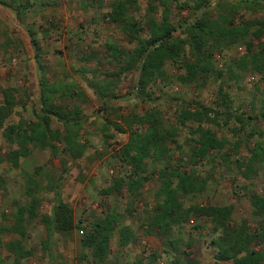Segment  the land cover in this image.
Returning a JSON list of instances; mask_svg holds the SVG:
<instances>
[{
    "label": "trees",
    "instance_id": "16d2710c",
    "mask_svg": "<svg viewBox=\"0 0 264 264\" xmlns=\"http://www.w3.org/2000/svg\"><path fill=\"white\" fill-rule=\"evenodd\" d=\"M22 1L0 0V5L12 10L20 22V15L27 8V0ZM109 1L106 18L133 44L129 52L117 44L105 45L113 69L112 74H109L112 81L135 71L137 80L130 95L135 99L152 100V88L159 80L165 79L167 65L172 63L178 70L174 84L202 86L212 80L216 84V104L215 108L198 100L180 104L175 112L174 126H169L163 113L155 108L141 115L121 116L119 124L104 119L102 131L106 140L112 138L109 133L113 128L116 132L128 135L126 143L118 148L116 154L128 173L114 179L106 194L125 191L131 197L136 196L148 180L150 165H155L159 184L154 194L157 202L150 212L148 230L155 231L173 247L174 243L170 240L173 228H181L192 217L206 219L218 234L211 240L216 250V262L264 264V253L251 248L253 244L264 245V223L251 232L244 223H232L231 205L185 206L179 198V195H198L206 189L208 179L197 172L198 165L206 158L213 153H221L227 146L238 152V141L232 143L224 137H218L212 128L219 129L234 119L243 126L245 119H254L250 116L244 118L234 112L232 95L222 80L225 77L238 81L241 73L264 79V44H258L257 49L253 45L254 41L260 42L264 37V0H147L144 8L140 0ZM174 8L186 10L190 16L183 21H175ZM242 11L259 13L260 17L236 22L235 18ZM241 41L244 54L223 69H216L214 53ZM33 46L36 44L33 43ZM90 83L97 97L102 100L111 94V87L114 86L108 81ZM36 87L38 99L32 109L33 118L28 121L20 119L8 125L6 122L17 105L16 91L8 87L1 90L0 130L9 147L5 162L18 168L20 161L26 159L33 150L48 151L52 158H61V162L64 157L72 161L84 158L89 147L81 133L88 116L83 114L79 105L63 104L71 97L79 101L84 98L83 94L76 92L70 85L50 82L42 73L37 74ZM261 109L260 115L264 122V101ZM110 112L115 110L110 108ZM54 121L59 127H53ZM134 124L142 127L141 130H133ZM182 129L188 136V157L186 160L179 157L175 161L173 152L180 149L176 138ZM230 130L234 136L237 135L236 128L230 127ZM249 153L247 160L238 164L246 180L252 179L257 167L264 163V149L260 143L255 144ZM43 167L35 168L30 175L24 174L25 200L15 203L11 223L0 226V234L18 238L7 243H3L0 238V249H5L15 263L30 257L32 253L23 242L25 224L26 221L38 219L47 234L43 242L45 250L54 232L66 234L74 228L83 229L80 238L82 259L90 258L96 264H106L111 236L121 222L120 216L106 214L81 227L79 225L82 222L75 223L72 210L59 196L49 215L40 214V194L44 187L39 177ZM63 169L66 171L65 167ZM49 188L54 190L55 186L51 183ZM250 205L253 216L264 218V191L262 194L252 193ZM118 236L119 247L129 245L133 239L127 226L118 229ZM173 252L172 264H198L191 258L190 252L180 247L176 250L174 246ZM0 264H4L1 256ZM131 264L142 262L136 260Z\"/></svg>",
    "mask_w": 264,
    "mask_h": 264
},
{
    "label": "rangeland",
    "instance_id": "374dc122",
    "mask_svg": "<svg viewBox=\"0 0 264 264\" xmlns=\"http://www.w3.org/2000/svg\"><path fill=\"white\" fill-rule=\"evenodd\" d=\"M146 2L147 0H140L142 8L146 6ZM26 4V10L20 15V22L12 10L0 5V103L1 90L7 87L16 91L17 98V105L6 124L33 118L32 109L38 99L36 82L39 73L45 74L52 83L70 85L76 92H81L84 98L78 101L71 97L63 104L79 105L83 114L88 116L81 133L83 141L89 147L84 158L72 161L64 157L61 162V158H52L48 151L33 150L28 158L20 161L30 172L44 166L39 177L44 187L40 194V214L49 215L57 202L56 197L59 196L72 210L77 224L82 222L86 226L90 221L106 214L119 215L121 222L111 236L106 264H131L136 259L142 264H172L174 254L171 246L153 230L146 233L141 227L142 230L139 228L136 231L129 245L119 247L118 229L133 222L143 224L157 202L154 196L159 184L156 179L157 166L150 165L148 180L136 196L131 197L125 191L106 194L114 179L128 173V169L123 167L116 157L118 148L126 143L128 135L116 132L113 128L109 133L112 138L106 140L102 127L106 118L119 124L121 116L126 118L141 115L150 108L160 110L167 124L174 126L175 112L180 104L198 100L215 108L216 84L212 80L202 86L174 84V76L178 70L172 63H168L165 79L159 80L151 90L153 99H135L130 95L137 80L135 71L120 79L111 80L113 69L105 45L117 44L129 52L133 44L106 18L109 0H27ZM173 14L175 21H183L190 16L188 11L177 8L173 9ZM259 17V13L242 11L235 20L240 22ZM33 43L36 46H33ZM258 44H264V37L260 42H253L255 49ZM244 52L242 41L216 51L213 57L215 68L223 69ZM96 80L114 84L111 94L103 100L97 97L90 85V82ZM222 82H226V87L232 95L234 112L244 118L250 116L254 119H245L243 126L234 119L219 129L212 128L218 137H224L232 143L238 141V152L227 146L221 153H213L206 158L197 167L199 175L208 179L206 189L198 195H179V198L185 206L231 205L232 223H244L253 232L264 223V218L252 215L250 205V195L262 194L264 191V163L257 167L256 174L249 180L244 179L238 164L247 160L249 150L255 144L260 143L264 149V122L260 115L264 101V79L241 73L238 81L224 77ZM110 108L115 112L109 113ZM53 127L57 128L59 125L54 121ZM230 127L238 130L236 136L232 134ZM141 128L136 124L132 127L133 130ZM1 132L2 130L0 226H8L12 221L15 203L25 200V173L21 171L20 164L18 168H13L5 162L9 147ZM176 141L180 149L174 150L173 159L176 161L182 157L186 160L189 141L185 130L179 131ZM51 183L55 186L54 190L49 188ZM25 228L26 236L23 242L32 255L15 263L5 249H0L4 264H96L90 258L81 257L80 238L83 233L80 234L79 229L74 228L66 234L54 232L45 250L43 242L46 241L47 234L44 225L35 219L26 221ZM217 235L208 220L192 217L181 228L171 230L170 240L178 249L180 247L190 252L191 258L198 264H232L214 260L216 250L211 245V240ZM0 238L3 243H7L18 237L2 233ZM251 248L264 253V245L253 244ZM150 256L154 258L153 261Z\"/></svg>",
    "mask_w": 264,
    "mask_h": 264
},
{
    "label": "crops",
    "instance_id": "0c3cea01",
    "mask_svg": "<svg viewBox=\"0 0 264 264\" xmlns=\"http://www.w3.org/2000/svg\"><path fill=\"white\" fill-rule=\"evenodd\" d=\"M30 156V155H29ZM28 156V157H29ZM27 157V158H28ZM23 165V164H22ZM21 165V163H20V169H21V171L22 172H24L25 174H28V175H30V174H32L33 173V171H29V170H26V168L25 167H23ZM110 187V186H109ZM113 194V193H112ZM149 216H150V213H149ZM149 216H148V218L146 217V219L144 220V222H143V224L140 222L139 224L137 223V222H133V223H131V224H128V225H125V226H127V227H129V229H130V231H131V233H132V236L134 237L135 235H136V231L140 228L141 230H142V228H144L145 230H146V233L148 232V229H147V225L149 224V222H150V218H149ZM92 221H90V223H91ZM88 223V222H87ZM130 225V226H129ZM79 226H81V227H83V226H85L83 223H81ZM134 228H133V227ZM25 227H26V224H25ZM131 227L134 229L133 231H132V229H131ZM142 227V228H141ZM25 230H26V228H25ZM82 230L83 229H79V233L80 232H82ZM145 232V231H144ZM149 238H150V236H148ZM118 239H119V236L117 237ZM116 239V238H115ZM175 246V245H174ZM173 246V247H174ZM173 247H171V249H172V252H173ZM176 250H178V248L176 247ZM173 254H174V252H173ZM150 257H152V256H150ZM149 257V258H150ZM136 260H138V259H136ZM131 263H133V262H131Z\"/></svg>",
    "mask_w": 264,
    "mask_h": 264
},
{
    "label": "built area",
    "instance_id": "2783aa9c",
    "mask_svg": "<svg viewBox=\"0 0 264 264\" xmlns=\"http://www.w3.org/2000/svg\"><path fill=\"white\" fill-rule=\"evenodd\" d=\"M80 234H82V232H80Z\"/></svg>",
    "mask_w": 264,
    "mask_h": 264
}]
</instances>
